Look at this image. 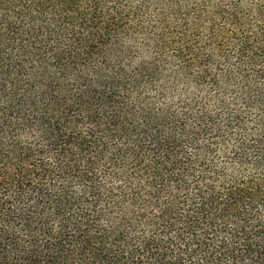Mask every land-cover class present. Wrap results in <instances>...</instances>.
<instances>
[{
  "label": "trees",
  "instance_id": "trees-1",
  "mask_svg": "<svg viewBox=\"0 0 264 264\" xmlns=\"http://www.w3.org/2000/svg\"><path fill=\"white\" fill-rule=\"evenodd\" d=\"M0 264H264V0H0Z\"/></svg>",
  "mask_w": 264,
  "mask_h": 264
}]
</instances>
